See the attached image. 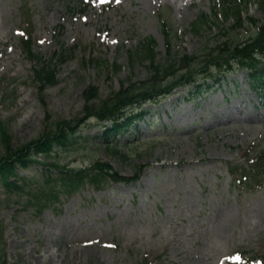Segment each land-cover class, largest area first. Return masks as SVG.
<instances>
[{
  "label": "rangeland",
  "instance_id": "1",
  "mask_svg": "<svg viewBox=\"0 0 264 264\" xmlns=\"http://www.w3.org/2000/svg\"><path fill=\"white\" fill-rule=\"evenodd\" d=\"M181 1L0 0V120L14 145L39 139L57 121L82 116L92 86L104 99L129 77L144 82L147 65L129 67L128 52L153 38L159 57L167 56L163 21L171 28L173 54L201 56L254 33L247 22L239 32L233 18L216 20L228 0ZM250 2L249 15L264 20L262 1ZM205 17L209 23L195 31ZM27 28L41 57L68 56L58 83L44 94L30 80L33 62L20 44V29ZM103 60L122 71L108 75L99 66ZM226 77L192 98L180 89L147 104V117L114 137V149L92 119L79 131L89 140L55 152L57 161L72 167L106 161L131 179L150 165L137 183H111L105 191L86 186L71 196L61 193L58 201L38 183L9 196L0 184V256L9 264H233L239 252L263 258L264 186L238 187L230 166L247 168L245 155L255 157L264 147V98L244 72ZM253 144L260 148L251 151ZM3 148L0 138V158ZM40 170L28 168L23 175L43 186ZM33 196L37 201L28 204ZM35 206L45 209L37 213Z\"/></svg>",
  "mask_w": 264,
  "mask_h": 264
},
{
  "label": "trees",
  "instance_id": "2",
  "mask_svg": "<svg viewBox=\"0 0 264 264\" xmlns=\"http://www.w3.org/2000/svg\"><path fill=\"white\" fill-rule=\"evenodd\" d=\"M228 1L232 5L223 9V15L227 19L235 18L234 26L243 30L247 19L243 9L248 7L250 0ZM261 1L264 4V0ZM249 21L255 29L250 38L244 42L225 41L222 46L217 48L218 51L213 50L201 56L173 54L169 39L171 28L166 21H163L162 29L168 40L167 56L159 58L158 52H156L157 41L153 38H145L138 48L128 52L129 67L134 68L137 63L147 65L150 76L144 82H133L129 77L127 80H123L119 90L113 89L111 94L104 99L100 98L99 89L92 86L84 94L87 103L82 110V116L71 121H57L54 123L56 124L54 129H48L46 126L41 137L35 141L16 147L11 133L0 120V138L5 151L0 158V184H3L7 195L21 194L25 191L26 186L38 183L40 184L39 189L53 193L54 201H58L61 193L71 196L86 186L97 191H105V188L111 183L135 182L148 167L147 165L138 170V176L135 179H131L121 176L106 161H95L89 166L78 168L56 160L53 154L58 147L67 148L76 144L80 139L89 140L79 131L92 119H95L100 125L104 123L102 138L105 139L108 149H114L116 146H113L111 140L127 131L141 118L139 116L142 114H138L143 110L138 111L137 108L147 102L158 101L180 86L193 84L197 89L210 86V82L220 80V75L225 77L227 73L239 68L247 71V77L255 90L260 88L264 90V21L255 20L252 17L249 18ZM208 22L207 17L200 19L193 25L194 30L199 31L200 26ZM21 35L20 44L23 51L26 57L33 62L30 80L38 85L39 93L44 94V90L48 86H55L58 83L59 68L67 61L68 56L65 53H54L52 58L47 60L35 50L33 34L30 29L22 30ZM99 66H103L108 75H118L123 68L118 63H110L105 60L101 61ZM200 81L203 83L199 84ZM46 113L48 121L51 115L48 111ZM108 122L112 124L111 127H108ZM36 166L41 169L40 178L45 187L41 186V180L34 181V177L23 175L24 170ZM254 168L252 169L257 174L245 170L243 178L255 179L263 184L264 151L260 154L258 162L254 164ZM231 170L234 175L237 174V170L235 171L233 168ZM54 185L59 189L56 191L51 189ZM36 196L30 197L28 204L35 203ZM50 204H52L50 206L54 205L53 202ZM45 207L37 206L36 212H42ZM3 234L4 230L0 229V246L3 245ZM251 262L252 258L245 257L240 264H250ZM0 264H9L5 256H0Z\"/></svg>",
  "mask_w": 264,
  "mask_h": 264
},
{
  "label": "bare ground",
  "instance_id": "3",
  "mask_svg": "<svg viewBox=\"0 0 264 264\" xmlns=\"http://www.w3.org/2000/svg\"><path fill=\"white\" fill-rule=\"evenodd\" d=\"M165 1H169V2H173V3H176V1L178 2V1H180V0H164V2ZM181 2H183V3H188V1H186V0H182ZM179 9V8H178Z\"/></svg>",
  "mask_w": 264,
  "mask_h": 264
}]
</instances>
